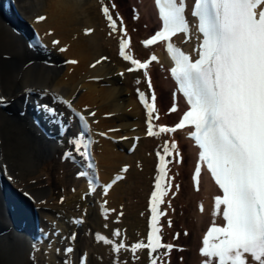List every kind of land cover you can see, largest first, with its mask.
<instances>
[{"label": "bare ground", "instance_id": "1", "mask_svg": "<svg viewBox=\"0 0 264 264\" xmlns=\"http://www.w3.org/2000/svg\"><path fill=\"white\" fill-rule=\"evenodd\" d=\"M12 1L20 14L19 19L9 14L13 11L0 5L4 10H0L4 15L0 14V96L7 101L6 107H0V174L8 178L12 186L29 195L36 215L37 212L45 214L48 211L41 207L48 203L49 187L48 177L43 171L45 162L39 158L47 152L46 142L52 144L55 140L41 133L29 116L27 105L38 103L41 101L39 98L59 101L62 97L69 100L88 121L87 132L92 136L90 145L94 168L102 185L90 191L85 178L75 175L71 179L79 201H67L65 207L64 204L61 206V210L66 211L56 227L58 241L52 246H45L48 255L52 249L59 258L49 256L47 263L151 264L156 259L158 264H202L206 259L200 251L203 246L202 234L209 222L220 218V215H213L214 197L220 192L203 173L199 185L193 183L191 175L199 162V152L184 129L158 136L147 134V109L137 91L144 92L149 103L152 93H155L158 112L153 114L151 120L154 131H158L160 125H171L180 118L184 104L168 74L169 61L163 43L148 47L142 43L149 32L161 23L152 0ZM113 3L115 8L110 7ZM103 5L110 7L113 18L117 20V32L111 31L102 12ZM40 13L47 18L37 22L36 17ZM89 28L93 31L86 34L85 29ZM124 30L129 33L130 44L126 49L129 55L139 60L153 54L157 56L158 59L147 68V76L144 69L136 70L130 61L120 56L119 41L124 38ZM54 37L58 44L51 42ZM30 38H33L31 43ZM197 39L191 27L190 38L189 34L183 33L172 38L192 55L198 48ZM34 41H37L35 45L32 44ZM102 57L107 59L92 67ZM66 58L77 63H67ZM129 68L134 70L128 71ZM174 104L177 110L172 112L170 109ZM33 110L36 112L37 107ZM60 111L62 113L59 112L57 116L73 124L70 113ZM63 112L66 114L63 115ZM43 119L48 125L53 123L48 117ZM170 140L176 142L179 156L170 150L172 155L166 157L170 162L165 183L171 187L160 205L164 213L160 222L163 239L174 247L171 250L160 249L156 253L143 248L133 253V244L147 243L151 194L156 177L160 174L159 156L164 154L163 148L166 143L170 144ZM124 163L128 167L126 172L121 171ZM62 170L64 179L66 170ZM117 172L123 179L116 181L105 192L104 186L112 183L110 178ZM1 181L0 250L3 249L1 244L11 241V234L22 235L23 232L13 226L6 212V192L3 194ZM101 188L105 193L102 200L99 199ZM92 196H97L99 206L102 201L100 209L96 207L98 212L94 217L98 225L97 233L112 240L113 244L100 239L97 244L92 243L93 234L88 227L75 230L76 219H82L84 224L90 223L86 220L91 207L86 204ZM10 198L7 199L8 206L18 220L23 219V203ZM69 204L74 211L68 210ZM77 205L80 211H75ZM84 208L87 213L81 212ZM67 215H72L69 227L63 221L68 219ZM116 230H119L118 236L113 235ZM81 231L83 235L79 238ZM62 232L63 238L60 237ZM81 240L83 244H80ZM39 241L34 245L35 252L39 251ZM68 243L73 249L71 253L62 248ZM119 244L124 247L115 251ZM82 255L85 257L84 263L80 260ZM57 259L60 261L57 262Z\"/></svg>", "mask_w": 264, "mask_h": 264}, {"label": "snow or ice", "instance_id": "2", "mask_svg": "<svg viewBox=\"0 0 264 264\" xmlns=\"http://www.w3.org/2000/svg\"><path fill=\"white\" fill-rule=\"evenodd\" d=\"M155 3L162 27L142 43L145 47L158 42L167 43V51L175 65L171 73L190 107L174 126L160 125L158 131H154L151 120L158 112L155 93H152L149 103L145 93L137 90L141 103L147 109V134L158 136L194 127L190 136L200 150L194 180L198 186L202 165L206 166L222 190V195L214 197L213 215H221L224 223L218 225L213 222L203 237L200 251L206 258L204 264H264V0H195L191 14L198 18L196 30L202 34L197 58L171 42L181 33L189 34L190 38V25L185 15L186 0H155ZM110 7L115 8L116 5L113 3ZM110 7L103 5L102 12L111 31L117 32V20L113 18ZM46 18L40 15L36 20L41 22ZM92 31L85 29L86 34ZM124 35H127L126 30ZM58 43L53 41V44ZM129 44V39H120V56L130 61L136 70L144 69L147 76L146 70L158 59L157 56L153 54L142 62L126 52ZM106 59L102 57L92 67ZM67 63L75 64L77 61ZM5 103L6 99L0 96V105ZM63 103L71 107L70 101L64 100ZM43 107L55 114L54 109ZM176 110L174 104L170 111ZM81 119L87 127V120L83 116ZM75 143L79 146L83 141ZM170 150L179 156L175 141L165 144L164 154L159 156L160 174L151 194V231L146 244L139 242L131 246L133 253L143 248L156 253L160 249L171 250L174 247L171 243H162L159 226L160 217L164 214L160 205L171 187L165 183L170 162L166 157L172 155ZM127 170L125 166L121 171ZM121 179L123 177L117 175L111 184L104 186L105 192ZM176 188L178 190L179 186ZM119 234V230L113 233ZM98 239L114 243L99 234ZM122 247L124 245L119 244L114 250L119 251ZM66 251L71 253L73 249L69 247ZM151 264L158 262L153 259Z\"/></svg>", "mask_w": 264, "mask_h": 264}, {"label": "rangeland", "instance_id": "3", "mask_svg": "<svg viewBox=\"0 0 264 264\" xmlns=\"http://www.w3.org/2000/svg\"><path fill=\"white\" fill-rule=\"evenodd\" d=\"M39 99L42 101L45 100L44 101L45 103L52 102L51 98L50 99L39 98ZM75 142L76 140L74 139V132L70 131L68 135H64L61 138L59 146L55 148L51 144L46 142L47 152L44 153L43 156L39 158L40 161L42 160L45 162L43 171L48 177V187H49V190L47 193L48 203L45 202L46 204H44V206H41L43 209H46V211L47 210L48 211L45 212V214H43V212H39V213L37 212V216L39 217L38 218L39 220L40 218H42V215L44 218L47 216L45 218V225L43 226V228L45 226L47 227L48 225H50L49 227L56 229L58 223L62 221L61 218L64 214V211H66L65 209L61 210V206H63L64 204V207H65L66 205L65 203L67 201L70 203L72 200L73 202H77L76 200L79 201L78 196L74 194L75 192L74 186L71 185L72 184L71 179L74 178V176L76 175V174L74 175L75 169L73 168V165L69 163L68 160L64 161V160L59 159V155L64 149L72 150V149L79 148V146H77ZM62 168L66 170L64 179L62 178V176H64L62 175V172H63ZM63 180H64V183L62 184ZM104 196H105V193L102 192L101 195L99 194V199L102 200V197ZM86 205L91 207V210L89 214L87 215L88 219L86 220V221H89L91 225L90 223H87V222L86 224H84V222H80L79 225L75 224V230L77 231L83 230L84 227H88L89 232L92 231L91 234H93L92 243L97 244L99 242V239L97 237L99 233H97L98 225L94 217L97 215V212H98L97 208L100 209L102 205V201L100 202V206H99L98 201H97V196H92ZM67 206L69 207L68 208L69 211L71 210L74 211L73 209L74 207H71V204ZM82 210L83 212L87 213L85 208L81 209V212ZM75 211H80V207L78 205ZM67 217L68 219L65 218L63 221L65 222V225L69 227L70 221L72 219V215L71 216L67 215ZM62 234L64 233L62 232ZM82 235H83V232L81 231L79 238H81ZM65 236H67V234H65ZM76 236H77V240L79 241L80 239H78V235ZM10 237H13V238L11 239V241H9V243L7 242L5 244H1V247L3 248L0 250V263L1 264H48L47 259L49 258V256L54 255V252L52 251L51 249L52 247H51L50 255H48V253H46L48 249L46 250L45 246H52L54 243H57L58 241L57 236L56 237L51 236L49 237V239L41 238L40 241L38 242L39 251L35 252L36 250H34V245L30 243L28 239L24 238L23 236L21 238V236L19 237V235H15V234L13 235L11 234ZM80 244H83V240H81ZM40 245L42 246V248ZM53 258L56 259L59 257L58 255L57 256L54 255ZM59 261L60 260H58L57 262Z\"/></svg>", "mask_w": 264, "mask_h": 264}, {"label": "water", "instance_id": "4", "mask_svg": "<svg viewBox=\"0 0 264 264\" xmlns=\"http://www.w3.org/2000/svg\"><path fill=\"white\" fill-rule=\"evenodd\" d=\"M3 193H5V190L3 189Z\"/></svg>", "mask_w": 264, "mask_h": 264}]
</instances>
